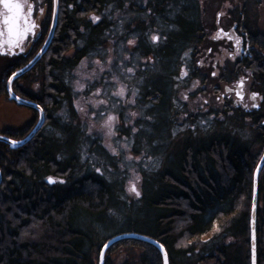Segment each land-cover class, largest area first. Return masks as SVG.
<instances>
[{
    "label": "flooded vegetation",
    "instance_id": "obj_1",
    "mask_svg": "<svg viewBox=\"0 0 264 264\" xmlns=\"http://www.w3.org/2000/svg\"><path fill=\"white\" fill-rule=\"evenodd\" d=\"M210 1L214 2L211 7ZM19 2L23 5L20 30L27 27L26 20L37 26L12 42L0 17V98L10 104L0 125V137L20 141L34 134L19 148L0 141L2 185L7 161L13 168L25 148L40 144L41 156L53 159L50 167H42V171L46 169L40 175L43 184L63 189L68 175L76 179L72 168L67 170L61 165V156L80 143L81 133L88 142L98 141L97 145L107 152L103 137L93 130L109 116L114 118L116 138L131 140L130 155L137 156V161L154 160L160 163V170L167 161H182L184 156L190 160L193 144L199 140L204 145L201 153H206L210 119L217 120L219 133L226 113H238L254 137L264 138V0H200L201 33L195 41L190 36L176 58L166 55L177 45L172 36L178 30L177 17L186 11L185 24L192 23L191 0H186L185 9L180 10L176 9V0H122L120 11L110 1L104 8L96 6L89 11L83 10L84 6L75 10L82 0ZM56 8L57 25L47 51L28 72L11 82L14 95L32 106L19 104L10 99L9 81L34 60L47 42ZM93 17L99 19L93 21ZM69 24L72 28L65 31ZM61 32L69 36L70 43L55 54L56 45L61 43L56 37ZM153 36L158 39L153 41ZM237 37L239 45L235 43ZM129 40L134 43L129 44ZM84 64L88 73L99 64L106 67L101 74L93 72L94 78H84V85L78 89L76 85L82 78L77 73ZM182 71L187 75L182 76ZM130 86L135 88L134 95ZM121 88L123 96L117 94ZM252 93L257 94L255 100ZM84 107L88 112L101 109L95 116L105 119L99 125L90 119L82 121L80 108ZM152 138L158 144L154 145ZM148 141L153 146L163 147L165 142L169 146L166 151L144 153L139 147ZM138 168L140 196L131 198L142 205L144 165ZM125 191L128 193V188Z\"/></svg>",
    "mask_w": 264,
    "mask_h": 264
},
{
    "label": "trees",
    "instance_id": "obj_2",
    "mask_svg": "<svg viewBox=\"0 0 264 264\" xmlns=\"http://www.w3.org/2000/svg\"><path fill=\"white\" fill-rule=\"evenodd\" d=\"M109 1L121 10L122 0H82L75 10L104 8ZM185 7L186 0H176L177 10ZM200 10V0H191L192 23L185 24L186 11L177 17L178 30L172 35L177 45L166 57H178L190 36L195 41L200 35ZM58 39L55 54L70 43L63 32ZM210 120L206 153H201L204 145L199 140L190 160L184 156L182 161H167L155 177L144 172L143 203L123 224L113 216L109 182L91 175L74 181L69 171L63 189H50L40 175L53 159L41 156L40 144L25 148L13 168L7 161L0 188V264H98L101 247L126 233L160 242L170 264H251L252 179L264 152V138H245V130H252L238 113L225 114L219 133L217 120ZM258 200L257 264H264V168ZM106 229L112 232L102 234ZM101 235L104 241L98 240ZM105 264H163V260L155 246L126 239L109 249Z\"/></svg>",
    "mask_w": 264,
    "mask_h": 264
},
{
    "label": "rangeland",
    "instance_id": "obj_3",
    "mask_svg": "<svg viewBox=\"0 0 264 264\" xmlns=\"http://www.w3.org/2000/svg\"><path fill=\"white\" fill-rule=\"evenodd\" d=\"M214 3V2H213ZM211 1L208 2V6L211 7V4H213ZM207 4V1H205L204 5ZM209 12V11H208ZM210 16V12L209 15ZM209 25L212 24L211 17L208 18ZM214 22V21H213ZM106 66L99 64L97 68H93L90 73H88L87 67L84 64L79 70H78V76H80V79L76 87L79 89V87L84 85V78H94L92 77L93 72L101 74ZM104 69V70H103ZM90 74V76H87ZM96 77V76H95ZM82 88V87H81ZM130 93H135V88L133 86L129 87ZM83 104V103H81ZM10 104L3 98H0V125L5 121V116L7 117V107H9ZM98 110V111H97ZM96 111L99 112L101 109H97ZM95 112L90 111L88 112L86 108H80L81 118L82 121H87L90 119L95 123L103 121L105 119L102 116L96 115ZM88 114H91L88 118ZM94 115V116H93ZM85 118H88L87 120ZM104 124L100 125V128L95 125L96 129H92L93 131H97L99 135H101L103 138V146L104 149L106 148L107 152L102 149L100 145H97L93 143V141H86L85 136L83 133L80 135V143H76L73 145V147L68 150V153L65 152L64 156H61L60 162L64 169L68 170V167L73 169L74 179L78 180L82 177H85L86 175H93L95 177H98L100 179H103L106 182H109V184L112 186V192H113V204L114 210H113V216L117 220L118 224H123L127 221L129 216L131 218L136 214V212H132L133 209L138 208V204H129V201H132L131 195L136 196L135 193L129 191L130 182L134 183L137 190L140 186V174H138L139 166L144 165V172L148 173V176L155 177V172H157L160 167V163H156L154 160H145V161H137V156H131L129 150L131 149L132 142L129 140L128 142L124 140L117 139L115 136V131L112 130L114 135L108 134V129L104 126ZM247 139H252L254 133L248 129L245 130ZM166 138V137H165ZM164 138V139H165ZM155 138H152V142L154 143ZM145 143V145L139 147L141 151H144V153H151V152H161L166 151L165 149L168 148V144L165 142V145L163 147L159 146H153V143ZM158 144V143H154ZM106 146V147H105ZM115 150V154L113 152ZM132 152V151H131ZM115 156L113 157L112 155ZM76 155L74 161L72 158ZM131 157V159H129ZM64 161V162H63ZM164 163H162V166ZM162 168V167H161ZM99 169V171H97ZM139 177V179H137ZM128 188V193L125 191V189ZM130 208V210H129ZM101 230V229H100ZM112 232L111 229L102 230V234H109ZM99 241H104L105 238L101 235L98 238ZM99 257V256H98ZM99 261V259H98ZM200 264H214L213 262H206L201 261Z\"/></svg>",
    "mask_w": 264,
    "mask_h": 264
},
{
    "label": "water",
    "instance_id": "obj_4",
    "mask_svg": "<svg viewBox=\"0 0 264 264\" xmlns=\"http://www.w3.org/2000/svg\"><path fill=\"white\" fill-rule=\"evenodd\" d=\"M57 25V8L55 9V13H54V18H53V24L49 33V37L47 39V42L45 43V45L43 46V48L40 50V52L37 54V56L34 58V60L27 65L26 67H24L23 69L19 70L18 72H16L10 79L9 84H8V91L10 94V99H16L18 101L19 104L22 105H28V106H32L29 102L20 100L18 97H16L14 95V93L12 92L11 89V82L16 79L17 77L25 74L26 72H28L32 66H34V64L40 60V58L45 54V52L47 51L51 40L54 36V31ZM18 28L20 29V19L18 21ZM6 32L8 34V36L10 37L12 42H17L19 40L20 37L17 36L16 30H14L12 33H9L7 26H5ZM41 122V121H40ZM40 125V123H39ZM39 128V126L37 127ZM37 130V129H36ZM34 132L32 134H30L27 138L20 140V141H16L15 145H13L11 142L13 140L7 139V138H3L0 137V141L8 144L11 148H19L24 146L33 136ZM264 168V152L262 154V156L260 157L254 172H253V195H252V205H251V215H250V253H251V264H257V209H258V183H259V176L261 171ZM3 182V174L0 170V186L2 185ZM126 239H135V240H139V241H143L146 243H149L153 246H155L161 253L162 256V260H163V264H165V259L167 261V264H170L169 262V256L168 253L165 249V247L158 242L157 240L144 236V235H140V234H135V233H126V234H121V235H117L115 237H112L111 239H109L101 248L100 250V254H99V264H104L105 263V255L107 253V251L114 246L116 243L122 241V240H126Z\"/></svg>",
    "mask_w": 264,
    "mask_h": 264
},
{
    "label": "snow or ice",
    "instance_id": "obj_5",
    "mask_svg": "<svg viewBox=\"0 0 264 264\" xmlns=\"http://www.w3.org/2000/svg\"><path fill=\"white\" fill-rule=\"evenodd\" d=\"M0 17H3V23L5 26H7L9 33H12L14 30H16L17 36L18 37H23L29 30H31L32 28H35L37 25L32 22V23H28V21L26 20L25 23L27 24V27L24 28L23 30H20L18 28V21L21 18V13L23 10V5L19 2V0H0ZM42 9H41V13H42ZM32 12V6L29 5L28 6V15L30 16ZM93 21L99 19L98 17H93L92 18ZM158 39V37L153 36L152 40L156 41ZM129 44H133L134 41L133 40H129L128 41ZM235 43L237 45L240 44V39L237 37L235 40ZM18 46V45H16ZM128 71L130 72L131 69H128ZM182 76L187 75L186 72L181 73ZM213 75H215V73H213ZM239 86H243V79H241V81L239 82ZM120 96L124 95V90L123 88H121V90L117 93ZM135 93H133L134 95ZM237 95H241L240 93H237ZM257 94L256 93H252L251 98L253 100L256 99ZM185 99H187V97H185ZM253 107H256L255 104H253ZM133 115H135V113H133ZM113 117L109 116L108 120L105 121V127L108 129V134L109 135H114V133L112 132V121H113ZM133 131H135V129H133ZM13 145H15L16 141H12L11 142ZM114 154H115V150H113ZM129 159H131V157H129ZM97 171H99V169H97ZM137 179H139V177H137ZM49 182H53L51 180V178H49ZM61 183H63V181H61ZM129 191L135 193V195L137 197L140 196V192L137 190L136 186L134 183L130 182V187H129ZM165 264H167V261L165 259Z\"/></svg>",
    "mask_w": 264,
    "mask_h": 264
}]
</instances>
